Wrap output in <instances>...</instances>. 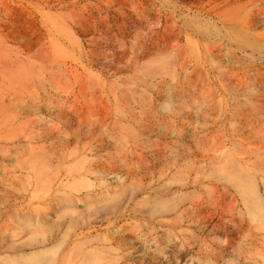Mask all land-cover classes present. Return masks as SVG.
<instances>
[{
  "label": "rangeland",
  "instance_id": "rangeland-1",
  "mask_svg": "<svg viewBox=\"0 0 264 264\" xmlns=\"http://www.w3.org/2000/svg\"><path fill=\"white\" fill-rule=\"evenodd\" d=\"M263 3L0 0V264H264Z\"/></svg>",
  "mask_w": 264,
  "mask_h": 264
},
{
  "label": "bare ground",
  "instance_id": "bare-ground-1",
  "mask_svg": "<svg viewBox=\"0 0 264 264\" xmlns=\"http://www.w3.org/2000/svg\"><path fill=\"white\" fill-rule=\"evenodd\" d=\"M264 4V3H263ZM262 15V17L260 18V17H258V15ZM264 20V8H262L261 9V11H259V14L258 13H255L254 14V16H253V24L254 23H257V21H263ZM252 24V25H253ZM236 183V182H235ZM236 185H237V187L240 189V191H241V194L242 195H246L247 194V190L244 188V187H242V186H239V184L238 183H236ZM253 215H255L256 216V214L255 213H253ZM37 255H39V254H37ZM31 256H32V254L30 255V257L29 258H27V256L24 258V256H20V258H24L23 260H25L24 261V263L25 264H29V263H31L29 260H30V258H31ZM36 256V255H35ZM5 258H7V257H5ZM33 262V261H32ZM45 264H54V261L53 260H50V261H48L47 263H45Z\"/></svg>",
  "mask_w": 264,
  "mask_h": 264
}]
</instances>
